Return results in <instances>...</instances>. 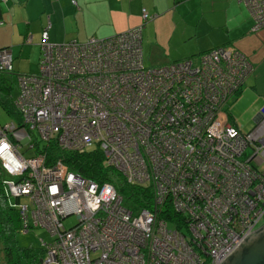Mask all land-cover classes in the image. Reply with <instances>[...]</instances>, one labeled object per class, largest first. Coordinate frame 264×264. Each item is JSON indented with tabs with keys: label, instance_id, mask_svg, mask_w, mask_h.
<instances>
[{
	"label": "built area",
	"instance_id": "2783aa9c",
	"mask_svg": "<svg viewBox=\"0 0 264 264\" xmlns=\"http://www.w3.org/2000/svg\"><path fill=\"white\" fill-rule=\"evenodd\" d=\"M239 1L253 30L264 28V0ZM142 17L152 19L146 9ZM50 27L39 73L18 77L21 123L0 126V164L12 178L6 190L29 200L18 205L23 229L55 239L45 244L44 264H222L264 226V109L249 132L225 112L253 74L251 61L219 47L148 68L141 28L54 44ZM0 72H14L10 49L0 52ZM54 142L103 149L128 182L155 185L154 209L134 215L111 184L20 151ZM168 198L188 216L189 236L159 219ZM70 217L77 223L66 228Z\"/></svg>",
	"mask_w": 264,
	"mask_h": 264
},
{
	"label": "crops",
	"instance_id": "0c3cea01",
	"mask_svg": "<svg viewBox=\"0 0 264 264\" xmlns=\"http://www.w3.org/2000/svg\"><path fill=\"white\" fill-rule=\"evenodd\" d=\"M207 1L0 0V50L10 49L14 58L13 76L17 78L18 74L39 73L40 43L49 24L48 33L54 44L85 42L97 37L106 39L144 25V58L146 50L164 53L163 63L157 66L191 59L215 47H234L237 42L255 34L251 30L253 17L243 3L238 0H211L214 8L210 14H216L215 2L222 4L217 9L226 14L217 24V16L207 15ZM143 9L155 18L145 22ZM222 24H225L224 38L218 34ZM29 35L33 37L30 43L26 42ZM161 38H168L169 43L161 44ZM252 65L254 67V63Z\"/></svg>",
	"mask_w": 264,
	"mask_h": 264
},
{
	"label": "trees",
	"instance_id": "16d2710c",
	"mask_svg": "<svg viewBox=\"0 0 264 264\" xmlns=\"http://www.w3.org/2000/svg\"><path fill=\"white\" fill-rule=\"evenodd\" d=\"M154 18L155 17H152V19H148V20L144 19V20L145 22H149L153 20ZM255 25L256 24L254 20V26L252 27L251 30L252 32L257 33L261 29L259 31H254L253 28L255 27ZM143 28H144V25L141 27L142 38H143V31H144ZM69 42H72V41H69ZM226 47H230V46H226ZM142 48H143V44H142ZM215 48H219V47H215ZM220 48H223V46H220ZM4 49H8V48H3L2 50H0V52L4 51ZM213 50L214 49L210 51H213ZM210 51H207V52H210ZM207 52H204V53H207ZM203 54L197 57H192L191 59L196 60L199 57H201ZM191 59H185V60H191ZM185 60H180V61H185ZM180 61L171 62V63H168V65L177 64V63H180ZM144 64H145V58H144ZM168 65H161V66H168ZM157 67H160V66H157ZM7 74L13 75L15 74V70L12 73L0 72V75L3 78ZM28 74H18L17 76L19 77V76L28 75ZM18 77L16 78L17 81H18ZM247 80L245 81L244 86L241 87L240 91L237 92L236 95L238 96L236 97H240V94L242 90L244 89ZM1 83L3 86L7 84L4 79L2 80ZM18 92H19V89H18ZM16 99L17 97L14 98L10 104H8L7 102L6 103L2 102V105H4L5 109H7V112L15 119L14 122L18 124V123H21L22 116H20L19 113H17L16 105H14ZM229 119L240 130H243L242 128H240V126L235 121V119H233L230 116V114H229ZM37 152L41 154L44 153L47 155L46 160L48 164H55L58 161H62L63 164L71 172L76 173L78 175L80 174L83 178L87 180H90V181L92 180L96 183H99L100 185L111 184L116 189L117 193L123 197L124 206H126L127 209L129 208L134 215H139V213L143 210H147L151 212V210H153L155 207L154 202H155V199L157 198L155 185L152 184V182L150 183H130L128 182L126 178L124 177L123 173H121L115 167L110 165L109 160L106 158L103 149L97 146L92 147L89 150H84V151H79V150L69 151V150H63L58 144H56V142H54V143L44 144L43 148L42 146H40ZM4 176L9 177L10 175H8L5 172L2 164H0V264H44V261L46 258V250H47L45 244L51 243L55 239L48 232L49 240L47 242L46 240H44L43 241L44 246L42 247H36V248L24 247L23 248L18 244V241H17L18 234H21L23 232L29 233L31 230H35V229L30 228L29 231H24L23 229L24 222H22V218L20 216V210L18 209V205L22 203L23 199L14 197L11 194H9V192L6 190V187H5V181H8V180L4 179ZM16 179L18 180V178ZM9 180H12V178L10 177ZM171 200H172L171 198L170 199L168 198L167 200H165V203H164L165 205L160 209V212L158 215L159 219L165 220L168 224V227L171 230L176 229V230L181 231L182 234L189 236V231H188L189 225L187 224L188 216H186L183 213L177 212L175 208L173 207L174 204H172ZM68 221L69 220H67L66 222ZM76 223H77V219L75 220L74 224ZM170 226L174 228H171ZM185 229L187 230V234L183 232V230Z\"/></svg>",
	"mask_w": 264,
	"mask_h": 264
},
{
	"label": "rangeland",
	"instance_id": "374dc122",
	"mask_svg": "<svg viewBox=\"0 0 264 264\" xmlns=\"http://www.w3.org/2000/svg\"><path fill=\"white\" fill-rule=\"evenodd\" d=\"M216 3V14H210V11L214 8V3L211 0L207 1L206 10L208 16H217V24L223 21L225 13L222 10H218L221 3ZM223 28L225 24H222L218 29V34L221 38H224ZM226 35V33H225ZM161 44L167 45L169 43L168 38H161ZM238 44V45H237ZM236 46L229 45L230 47L238 50L240 49L245 55L252 60L254 63V73L247 80L244 91L240 94V97H234L229 100L228 104L225 106V111L230 114V116L235 119L239 124L240 128L246 132L251 131L256 123L257 115L264 109V29H261L258 33L249 35L248 38L237 42ZM145 64L149 68H156L159 63L164 61V53H152L145 51ZM5 80L7 84L2 85V80ZM18 81L13 75L7 74L4 78L0 75V126H6L8 123H12L15 119L7 112L2 102H7L10 104L14 98L18 95ZM42 148L44 143L41 144ZM20 151L25 154L26 157L32 158L37 154V151L28 150L27 147H20ZM4 179H10V176H4ZM24 203L28 204L27 198L23 199ZM76 219L69 218L66 222V227L69 228L70 225L74 224ZM171 228H174L170 226ZM187 234V230H183ZM49 233L44 229L31 230L29 233H21L17 235L18 244L21 247H42L44 246L43 241L49 240Z\"/></svg>",
	"mask_w": 264,
	"mask_h": 264
},
{
	"label": "water",
	"instance_id": "95a60500",
	"mask_svg": "<svg viewBox=\"0 0 264 264\" xmlns=\"http://www.w3.org/2000/svg\"><path fill=\"white\" fill-rule=\"evenodd\" d=\"M222 264H264V226L237 245Z\"/></svg>",
	"mask_w": 264,
	"mask_h": 264
}]
</instances>
